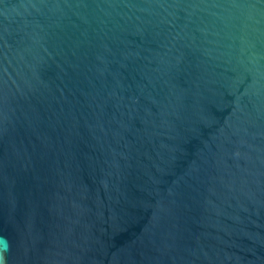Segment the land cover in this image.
Here are the masks:
<instances>
[{"label": "water", "instance_id": "obj_1", "mask_svg": "<svg viewBox=\"0 0 264 264\" xmlns=\"http://www.w3.org/2000/svg\"><path fill=\"white\" fill-rule=\"evenodd\" d=\"M0 264H264V0H0Z\"/></svg>", "mask_w": 264, "mask_h": 264}]
</instances>
